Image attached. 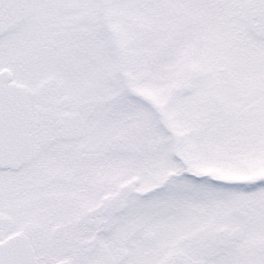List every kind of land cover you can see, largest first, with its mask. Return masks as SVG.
<instances>
[{"label":"snow or ice","instance_id":"obj_1","mask_svg":"<svg viewBox=\"0 0 264 264\" xmlns=\"http://www.w3.org/2000/svg\"><path fill=\"white\" fill-rule=\"evenodd\" d=\"M0 264H264V0H0Z\"/></svg>","mask_w":264,"mask_h":264}]
</instances>
